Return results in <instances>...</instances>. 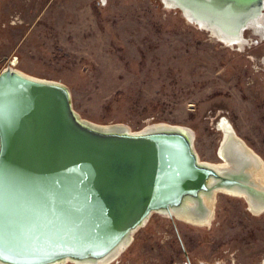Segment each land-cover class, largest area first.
Returning a JSON list of instances; mask_svg holds the SVG:
<instances>
[{
    "label": "rangeland",
    "instance_id": "374dc122",
    "mask_svg": "<svg viewBox=\"0 0 264 264\" xmlns=\"http://www.w3.org/2000/svg\"><path fill=\"white\" fill-rule=\"evenodd\" d=\"M257 39L226 45L160 0H0V70L15 61L63 82L73 108L94 122L188 126L200 159L212 163L222 118L264 161ZM218 193L210 225L154 212L110 264H264V211Z\"/></svg>",
    "mask_w": 264,
    "mask_h": 264
},
{
    "label": "water",
    "instance_id": "95a60500",
    "mask_svg": "<svg viewBox=\"0 0 264 264\" xmlns=\"http://www.w3.org/2000/svg\"><path fill=\"white\" fill-rule=\"evenodd\" d=\"M176 1L236 36L264 8V0ZM244 178L201 161L188 131L94 122L73 108L63 82L0 70L1 264L103 258L152 213L171 217L187 199L203 207L204 191L240 185L262 194Z\"/></svg>",
    "mask_w": 264,
    "mask_h": 264
},
{
    "label": "bare ground",
    "instance_id": "6f19581e",
    "mask_svg": "<svg viewBox=\"0 0 264 264\" xmlns=\"http://www.w3.org/2000/svg\"><path fill=\"white\" fill-rule=\"evenodd\" d=\"M176 2H177L176 0H161V4L166 8H178L176 7ZM181 13L185 18H187L189 22L196 24L199 28H203L204 30L206 29L208 33L210 32L211 36L215 40L217 39L220 42L225 43L226 45H231V46L236 45L239 48H241L246 44L251 43L250 39H253L254 37L258 38L257 40L264 41V8L262 9V11L258 16L251 17L248 20L247 27L243 29V31L240 33L239 36L233 35L231 32H229L230 27L228 25H225L222 29L216 27L217 25L209 26V23H205L204 20L200 19L199 17H193V15L190 14L191 13L190 9L185 8L184 11ZM246 29L252 31L254 33L253 34L254 36L252 35L253 37L251 38L250 37L245 38L244 32ZM262 60L264 62V55L262 57ZM10 66L11 68H14L15 61H13L12 65ZM222 119H220L216 125L217 129L221 132L222 135L219 145L217 147L218 150L216 151L220 161H218V163H212L205 160H201L200 157L199 159L209 165H212L213 167L216 168L217 171L225 175H232L234 173L238 175H243L245 173L247 178H244L243 180L249 184H252L259 191H261L260 193L264 194V161L251 147H249L246 144V142L242 138H240L236 134L231 124L228 121ZM109 125L115 127L121 126L129 131H132L131 128L125 124L116 123ZM171 126L178 127L184 131H188L191 137H193V147L195 149L194 146L195 134L194 131L188 126L161 122V123L143 126L140 129L154 128V127H171ZM218 192L243 198L247 203V209L252 214H260L261 212L264 211V195L262 194L255 195L254 193L249 191V189H247L245 186L232 185V186H219L218 188H215L211 192L210 191L202 192L201 199L204 205L203 207L200 208L195 209V206L198 202L196 199L185 200L182 207H179L171 212L170 214L171 217L175 219H179L181 221H185L193 225H201V226L210 225L215 214V202H216V195ZM162 215L168 216L169 214L164 213ZM148 219L145 220L142 225H139L137 226V228H133L132 230H130L128 234L125 236V238L107 256L94 261L91 260L77 261L76 264H110L129 247V245L133 240L134 233L140 227L144 226L147 223ZM183 264H188V262Z\"/></svg>",
    "mask_w": 264,
    "mask_h": 264
},
{
    "label": "flooded vegetation",
    "instance_id": "af4514ba",
    "mask_svg": "<svg viewBox=\"0 0 264 264\" xmlns=\"http://www.w3.org/2000/svg\"><path fill=\"white\" fill-rule=\"evenodd\" d=\"M183 263H187V262H183Z\"/></svg>",
    "mask_w": 264,
    "mask_h": 264
}]
</instances>
